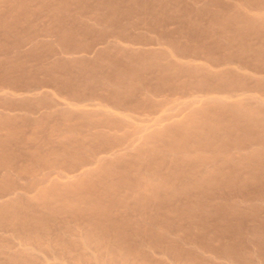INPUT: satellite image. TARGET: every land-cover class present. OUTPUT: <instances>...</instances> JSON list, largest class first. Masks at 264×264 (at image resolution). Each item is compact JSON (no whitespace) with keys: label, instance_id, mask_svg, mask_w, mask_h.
<instances>
[{"label":"bare ground","instance_id":"1","mask_svg":"<svg viewBox=\"0 0 264 264\" xmlns=\"http://www.w3.org/2000/svg\"><path fill=\"white\" fill-rule=\"evenodd\" d=\"M5 1L12 6L6 10L0 8V41L8 40L9 36L16 35L19 30L15 23L10 27L3 25L6 15H12L16 8L35 0ZM121 1L95 0L92 7L89 6L86 9H89L96 17L94 18L95 22L96 20L98 22L96 24L101 25L113 15L106 17L105 14L100 15V5L110 4L108 8L110 11L113 4L121 3ZM153 1L155 2L149 4V6L152 5L151 10L146 11L148 15L163 6L162 1ZM2 2L4 0H0V4ZM250 2L251 6L235 3L232 6L221 8L222 10L219 9L212 18L209 27L224 30L223 33H218L219 41L210 45L212 49L225 52L222 58L223 63L219 58L207 59L208 63L198 62L197 53H193L186 61H177L171 57V53L162 51L160 48L137 50L121 46L115 35L111 40L101 37L97 41L99 44L97 47L95 41L85 45L84 48H80L78 42L73 41L63 49L59 56L63 53L73 55L78 52L79 48L81 51L95 54L93 60L82 57H80L82 59L69 60L71 63L74 61L73 65L56 60L46 64L40 60L35 69L26 72L19 62L13 60L12 56L0 57V71L3 72L4 78L1 82L3 86L0 87V196L7 192L5 183L9 182L12 173L19 176L18 178L27 179L28 187L35 188L32 194L13 193L0 198V227L10 225L11 228H15L14 233H19L21 228L11 225L10 220H29L28 215H21L31 214V208L25 203L38 201L52 212L59 213L64 210L78 212V214L68 215L80 217L81 220L77 227L84 232V235L80 236L81 241L87 244L94 239L97 243V248L87 252L78 251L77 248L74 250L78 264H85L87 261L94 262V264H108V259L111 257L127 259L136 246V241L131 240L127 231H123L124 226L134 229L141 236H147L151 241L153 237L157 238L158 242L162 241V244L158 243L160 246L151 245L149 249L159 248L165 255L166 250L176 248V240L180 241V239L171 237L170 228L177 230L178 227H183L190 240V245L194 248L193 252L188 251L190 253L182 257L183 250L179 251L182 259L178 264H202L203 262L211 264L208 258H203L205 256L203 251L216 255L217 250L216 248L210 249V245L200 241L204 236L209 241H218L223 251L231 253L226 259L224 258L225 261L240 264L242 261L245 262L250 256L246 246L241 248L245 243V235H248L249 227L262 232L259 229L264 225V215L250 214L252 216L251 225L246 226L243 222L244 216L237 214V209L245 207L244 203L248 204V199L245 198L242 201L234 200L235 198L226 199L220 192L221 195L216 194V197L211 199L208 196H199V190H218L223 186L234 184L237 180L245 183L249 179L258 182L255 185L259 187L254 193L263 194L264 197V173L261 174V168H264V93L262 95L258 93L264 87V2L261 4L256 0ZM195 4L196 2L193 3ZM59 6L67 8V0L57 3L55 7L58 11ZM79 6L83 7L82 4ZM53 8L50 7L52 11H54ZM191 9L189 8L190 11ZM191 15L193 14L189 12L188 16L185 15V19H189ZM234 21L237 23L235 24ZM231 23L242 29L256 28L258 34L256 37L236 35ZM74 26L76 25L68 26L71 28L69 31H73L72 33L65 32L66 30L60 27L59 36H69L68 39L72 40L80 39L79 37L84 38V33L82 31L78 33ZM181 29L182 27L179 31ZM28 40L30 43H36L34 38ZM236 41H239V46L234 45ZM167 43H171V38L166 39L165 44ZM8 49L5 48V51ZM242 57L247 59L240 63L239 59ZM59 66L70 70L71 72L67 73L71 75L72 70L76 74V76L70 75L65 79L69 85L74 82L80 87L93 84L100 87L105 86L110 90L108 96L110 98L131 91L127 94L139 93L142 99H147L150 97L147 93L148 85L159 81L164 75L172 80L178 79L177 77H203L208 83L207 86L211 88V92L186 97L184 108L180 110V115L181 112L184 115L177 117L178 119L174 118L172 108H165L157 112L156 116H151L152 118L132 124L130 132L114 146L109 147L110 149L92 151L88 162L85 163V166H93L92 168L82 169L71 181L60 182L54 177L50 178L49 175L38 177L35 174L38 161L49 158V156L51 159L59 156V123L56 127L58 135L55 138H37L30 134V137L27 136L28 133L40 129L50 119H45L43 123L44 117L37 118L33 115L35 109L32 104L40 98V92L35 89L18 87L12 83V78L28 77L42 68H45V73L50 75L56 72L55 69H59ZM239 77L245 81L241 82ZM248 79L253 83L250 84ZM244 83L251 85L252 91L238 92L237 87ZM170 102L173 103V100ZM97 107L93 111L85 110L78 105L72 110L70 108V111L58 109L59 107L50 110L51 112L55 110L58 115L66 117L74 114L79 122L92 120L101 122V118L104 117L102 120L105 122H101L103 126L109 127L116 123L113 118L106 116L101 109L102 106L97 105ZM176 111L178 113L179 110ZM95 127L98 128L96 131L84 135L76 132L80 138L74 145L67 142L65 145L67 151H72V147L81 148L88 145L93 139L109 138L110 135L101 127L98 125ZM130 157L134 161L141 159L145 161L146 165L141 168L140 173L137 171L136 163L128 160ZM125 161H128L126 167H120V164ZM52 162L54 164L56 160ZM226 165H230L231 169H223ZM253 166H256L258 171ZM58 167L59 165H55L53 169L57 170ZM239 170L242 171L239 172ZM245 171H247L246 175ZM86 181L90 182L94 188L105 184L104 190L96 189L90 192L91 189L90 193L84 197H81L80 192L79 196L75 195L74 187ZM202 182H210L209 185L215 184L216 186L200 187ZM167 183L171 184L169 193L162 192L160 186ZM180 185L189 190V197L193 194L192 190H196V197H199V200L194 204L187 203L183 208L174 207L173 204L170 207L169 202L176 201L180 197L176 193ZM144 192L150 194L148 198L143 196ZM132 194L139 199L136 207L129 205L128 202ZM121 207L133 213L145 214L149 223L141 227L135 222L131 223L127 218L129 214L120 213ZM22 210L25 211L22 213ZM152 210L154 212L151 213ZM192 211L199 212V217L185 220L186 212L189 214ZM162 214H181L184 217L181 222L184 221L176 225L173 221L169 228L165 224L167 219ZM23 222L22 230L30 227L27 231L29 235L34 225L31 221L23 220ZM193 226L195 229L200 226L203 233H199L198 229L194 233ZM137 233L132 238L136 239ZM23 237L24 240L26 237L29 238L21 235L22 239ZM177 248L179 249V245ZM28 249L27 244L24 250L28 252ZM245 249V253H240ZM220 250L218 249L219 252ZM147 253L139 251L142 259L139 264H157L155 259H150ZM237 253L248 258L240 259L236 256ZM235 256L239 261L232 260L231 257ZM261 261H264L263 256ZM135 263V260H131L126 261L125 264Z\"/></svg>","mask_w":264,"mask_h":264},{"label":"rangeland","instance_id":"2","mask_svg":"<svg viewBox=\"0 0 264 264\" xmlns=\"http://www.w3.org/2000/svg\"><path fill=\"white\" fill-rule=\"evenodd\" d=\"M60 1L61 0H35L16 8L15 13H12V15L7 14L6 19L3 21V25L10 27L15 23L18 25L17 29L19 30L16 35L9 36L8 40L0 41V57L12 56L13 60L17 63L19 62L26 72L35 69L36 64L40 60H42V63L46 64L51 63L53 60L63 62L64 64H66V62L71 63L69 60H75L80 57L87 60H93L95 59V54L81 51L80 48L86 47L85 45H88L93 41L96 42L95 45L97 47L99 46L97 41H99L101 37L105 40H111L115 35L118 37L117 41L121 46L137 50L160 48L162 51L164 50L171 53V57L177 61H186L191 58L193 53H197V57L199 58L198 62L208 63L206 61L207 59L219 58L221 63H223L224 59L222 58L225 55V52H219L212 49L210 45L215 41H219V39H217L218 33H223L224 30L216 27L210 28L209 25L212 22V18L215 17L219 9L222 10L221 8L232 6L235 3L251 6L250 1L253 0H160L163 2V6L154 10V12L152 11L149 15L146 11L151 10L150 6L152 5L149 6V4L154 3L155 1L122 0L121 3L111 4L113 7H111L110 11L108 9L110 4L100 5V15L105 14V17L113 15L101 25L96 24L98 23L97 20L95 22L96 17L92 15L89 9H86L89 6L92 7L95 0H67V8L59 6L58 11L55 6L58 2L60 3ZM195 2L196 4L193 5ZM256 2L261 4L264 0H256ZM80 4H82L84 8L79 6ZM10 6L12 5L5 0L0 4V8L3 10L10 8ZM50 7L51 9L55 7L53 8L54 11H52ZM189 8H192L191 11ZM112 11L114 13H112ZM189 12L193 15H191L189 19H185L186 16L189 15ZM234 23L236 24L237 22L234 21ZM71 24L76 25L74 27L78 33L81 31L84 33V38L79 37L80 39L72 40L68 39L69 36H59V30H61L60 27H63L66 30L65 32H68L69 29H71L68 28V26H71ZM233 26L234 33L236 35L239 34V36L242 37H256L258 34L256 28L250 27L242 29L238 25ZM181 27L182 32L179 31ZM69 32L72 33L73 31L71 30ZM173 32L175 33L170 35ZM1 38H3V36H1ZM29 38L36 39V43H30L28 40ZM169 38H171V43L165 44L166 39ZM114 39L116 38L114 37ZM199 40L202 41L199 42ZM73 41H77L80 46L78 52L73 55L63 53L59 56L63 49L68 47ZM239 44V41L234 43L235 46H239ZM5 48L9 49L5 51ZM246 59V57H242L239 61L241 63ZM72 63H74V61H72ZM254 66L256 67V65ZM45 71L46 69L42 68L41 70H36L32 75H28V77L12 78V83L18 87L35 89L40 92V98L32 104L35 109L33 115L37 118L44 117L42 119L43 123L45 122V119H50L49 121L46 120L47 122L44 123L40 129L28 133L27 136L55 138L58 135L56 127L59 123V156L55 159H51L49 156V158H43V160L38 161L36 163L37 166L35 167L37 169L35 174H37L38 177L49 175L50 178L54 177L60 182L73 180L79 171L86 169L87 166H85V163L88 162V159L90 158L89 156L94 149L99 151L100 149H110L109 147L114 146L124 135L130 132V126L132 124L147 120L146 118H152L154 115L156 116L157 112L165 108H172L173 114L175 115L174 118L178 119L184 115H182V112V116L180 115V110L184 108V103L187 100L186 97L200 95L207 91L211 92V88L207 86L208 83L203 77H177L178 79L172 80V78H167L166 75H164L159 81L148 85L147 93L150 97L147 99H142V96H140L141 94L139 93L128 95L127 92L131 91L123 92L114 98H110L108 97L110 90L106 89L105 86L100 87L93 84L87 87L86 85H84V87L81 85L82 87H80L74 82L69 85L65 82V79L70 77L71 74L67 72L71 71L66 70L62 66H59V69H55L56 72L52 74L50 73V75L46 74ZM2 73L3 72L0 71V87L3 86V84H1L4 79ZM72 75L76 76L73 70ZM75 76L73 77L75 78ZM238 79L241 82L245 81V79L243 81L242 77H239ZM248 80L250 84L253 83L252 80ZM237 91H252V88L251 85L244 83L237 87ZM258 93L262 95V93H264V87L260 89ZM169 99L173 100V103L170 102L171 100ZM95 100H98L99 102ZM168 100L169 102H167ZM92 101L95 103H91ZM96 102L98 104H96ZM77 105L82 106V108L88 111L96 110L99 108L97 105H100L103 107H101V109H103L106 116L113 118L116 123L109 127H105L101 123L105 122L102 120L104 117L101 118V122L98 120L79 122L77 116L74 114L70 117H66L64 115H58V112H55V110L52 112L50 110L52 108L54 109V107H59L58 109L61 108L62 110L70 111V108L72 110V108L74 109ZM94 105H96L95 108ZM176 110H179V115ZM108 120L111 121L110 119ZM96 125L109 134V138L105 140L93 139L88 145L81 148L72 147V151L70 150L71 152L67 151L65 148L66 143L70 142L71 145H74L80 138L77 136L76 132H79L81 135L94 132L98 129L95 127ZM53 160H56L54 164L52 162ZM128 160L134 161L131 157L128 158ZM127 162L128 161H125L120 164V167L125 168ZM134 163H136L138 173H140L141 168L146 165L145 161L142 159L134 161ZM55 165H59L57 170L53 169ZM92 167L93 166H88L87 168ZM253 167L256 168V166ZM225 168L231 169L230 165L223 166V169ZM261 169L262 174L264 173V168L262 167ZM256 170L258 171L257 168ZM241 171L242 170H239V172ZM246 173L247 171H245V175ZM18 177L13 173L10 175L9 182L5 183L7 192L0 196V198H5L7 195L13 193H20L23 195L34 193L35 188L32 186L28 187L29 181ZM237 181L232 185L223 186V188L218 190H199V196H208L209 198L214 199L216 194L221 195L220 193H222V197L226 199L235 198L234 200L239 201H242L245 198L248 199V204H246L247 202L244 203L245 207L242 209L235 208V210L237 209V214L244 216L243 222L245 225L250 226L252 220L250 214H259V216L264 215V197L263 194L260 195L259 193H254L259 187L258 185H255L258 183L254 182L256 180L253 181L248 179L245 183ZM209 183L210 182H202L200 187L216 186L215 184L209 185ZM104 187L105 184H101L94 188L90 182L86 181L85 183L77 184L73 191L75 192V195L79 196L80 192L82 195L81 197H84L96 189L104 190ZM170 187L171 184L167 183L166 185L160 186V190L169 193ZM177 190L176 193L180 197H178L176 201H170V207H172L173 204L174 207L183 208L187 203L194 204V202L199 200V197H196V190H192L193 194L191 197L188 195L189 190L182 185H180V188ZM149 195L150 194L146 192L143 194L146 198H148ZM247 196L251 197L248 198ZM232 201H230V203ZM128 202L129 205L136 207L138 206L136 203L139 202V199L136 195L132 194V196L129 197ZM25 204L31 208V214L21 215H28L29 220H10L11 225L21 228L19 233H14L13 229L15 228H11L10 225L0 227V264H78L74 250L78 249V251L87 252L97 248V243L94 239H91L87 244H83L81 241L80 236L84 235V232L81 228L77 227V224L81 219L74 215H68L78 214V212H69L66 210L59 213L52 212L51 210H48V208L42 206L38 201H29ZM120 209V213L129 214L127 218L130 219L133 224L135 222L136 225L141 227L149 223L145 214L133 213L124 207H121ZM153 210L151 213L154 212ZM24 211L25 210H22L21 212L23 213ZM124 211L127 212L124 213ZM186 213L188 214V212ZM187 214H185V218L182 217L181 214H162V216L166 217L167 220L165 221V224L170 228L173 221L176 222V225L180 224L182 218L185 220L188 218L193 220L194 218L196 219L199 217V212L197 211H192L188 215ZM41 218L42 220H40ZM23 220L31 221L34 225L33 230L29 232V235H27V231L30 227L22 230L24 227ZM178 228L177 230L176 228H170L172 233L171 237H175L178 240L180 239V241L176 240V248L173 247L169 251L163 249L167 253L166 256L159 248L149 249L151 245H155L156 247L160 246L159 244H162V241L158 242V239L154 237L151 241L147 236H141V234L137 233L134 229L124 226L123 231H127V233L130 234L131 240L136 241V246L133 248L130 255L127 256V259L121 260L119 257H111V259H108V264H125L126 261L128 262L131 260H135V264H139L142 260L139 251H144L145 253L148 252L147 254L149 258H154L157 264H178L182 259L181 257L187 253L193 252L192 249L194 248L193 245H190L191 243L187 237L185 229L183 227H180L181 230ZM194 229L195 226H193V230ZM196 229H198L199 233L202 232L200 226L196 227ZM196 229L194 233H196ZM259 230H262V232L249 227L248 235H245V243L241 248L246 246V249L248 248L247 251L250 252V256H248L249 258L247 257V259L240 254L245 253L246 249L236 254L240 259L248 260L245 262L242 261V264H264V261H261V257H264V225L261 226ZM136 233V239L134 237L132 238ZM21 235L28 236L29 238L26 237V240H24V237L22 239ZM201 236L203 237L204 235ZM200 241L204 244L210 245V249L216 248L215 250H217L216 255L203 251V255H205L203 258H208L211 264L239 263L224 260V258L226 259L231 253L226 250L223 251L218 241H209L205 236ZM27 244L29 245L28 252L24 250L26 249ZM178 245L180 250L177 248ZM218 249L221 252H219ZM179 251H182L181 257L179 256ZM236 256L231 257L233 258L232 260L239 261ZM203 263L207 264L205 262ZM85 264H94V262L87 261Z\"/></svg>","mask_w":264,"mask_h":264}]
</instances>
